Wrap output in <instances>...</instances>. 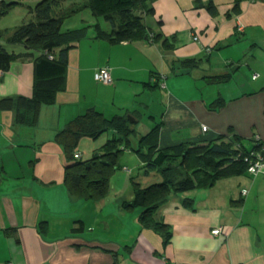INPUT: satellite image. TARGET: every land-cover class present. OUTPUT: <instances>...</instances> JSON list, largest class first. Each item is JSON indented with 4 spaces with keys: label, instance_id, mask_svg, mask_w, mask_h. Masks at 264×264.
<instances>
[{
    "label": "crops",
    "instance_id": "crops-1",
    "mask_svg": "<svg viewBox=\"0 0 264 264\" xmlns=\"http://www.w3.org/2000/svg\"><path fill=\"white\" fill-rule=\"evenodd\" d=\"M152 9L141 39L111 44L91 29L70 44L63 88L53 103L29 111L24 124L15 123L14 102L0 107V264H264V170L170 193L155 216L168 240L139 225L140 208H123L133 198L127 182L120 191L109 181L97 200L67 189L65 167L73 161L54 137L90 109L133 120L131 149L153 129L157 153L219 138L247 151L256 138L264 142V0H155ZM105 24L98 27L108 33ZM5 48L33 57L0 73V100L32 99L38 52ZM100 68L111 83L94 81ZM218 100L222 106L213 109ZM112 138L107 132L81 139L73 159L90 160ZM120 161L129 179L132 168L144 166L129 150ZM77 223L81 231L72 232ZM216 229L221 234L211 235Z\"/></svg>",
    "mask_w": 264,
    "mask_h": 264
},
{
    "label": "trees",
    "instance_id": "trees-1",
    "mask_svg": "<svg viewBox=\"0 0 264 264\" xmlns=\"http://www.w3.org/2000/svg\"><path fill=\"white\" fill-rule=\"evenodd\" d=\"M34 22L22 24L6 38V45H23L27 51L38 52L34 60V83L32 99L18 97L0 100V107L15 104V123L26 122L29 111L42 105L53 103L55 94L63 88L66 52L70 44L86 37L87 29L62 31V26L72 10L64 8L65 0H36ZM95 18H101L111 30L106 33L95 27L97 39L119 44L141 39L145 36V16L153 14L152 3L155 0H85ZM4 0H0L1 8ZM73 7V6H72ZM70 7V9L72 8ZM81 7V6H80ZM237 11L235 6L233 9ZM207 11L213 15L215 9L209 4ZM237 14V13H235ZM0 33V73H6L11 64L21 57H33L32 54L15 55L9 53L1 43ZM61 49L55 56L54 52ZM184 64V63H183ZM221 101L212 105L219 109ZM113 133L100 150L88 161H75L79 141L83 138L96 140L104 133ZM134 132L126 119L113 117L106 119L100 112L90 109L75 117L60 132L54 141L60 145L69 160L73 162L65 167V184L71 196L85 200H97L105 197L109 189L110 174L121 169L120 156L124 150L135 154L146 165L149 172H160L162 182L140 188H132L133 198L122 206L125 210H142L138 223L143 228H151L168 240L170 234L166 227L155 220L156 212L166 202L170 193H185L195 189L211 188L215 182L228 175L246 173L242 158L248 154L243 146L233 143H209L201 147L184 145L171 147L159 153L155 152L156 129L140 138L135 149L130 147V137ZM255 146L252 150H256ZM72 232H80V223ZM11 231V230H10ZM12 232V231H11ZM112 264H118L115 260Z\"/></svg>",
    "mask_w": 264,
    "mask_h": 264
},
{
    "label": "rangeland",
    "instance_id": "rangeland-1",
    "mask_svg": "<svg viewBox=\"0 0 264 264\" xmlns=\"http://www.w3.org/2000/svg\"><path fill=\"white\" fill-rule=\"evenodd\" d=\"M74 1L78 2L76 7L68 6L69 4L74 3ZM64 3L67 4L65 9H68L69 11L72 10V12L69 13V16L65 19L62 31L76 30L83 27L86 28L87 31H91V29H94L97 26L104 27V20L101 18H95L91 14L85 0H65ZM4 5L5 8H1L0 33L2 34L1 43L8 48V45H5V42L11 32L22 24L35 21L33 11L36 3H34L33 0H4ZM70 7L72 8L70 9ZM9 50L10 49L8 48V51ZM125 159L128 162V167L131 168L134 161L130 160L134 158L129 156L125 157ZM120 164L123 165V161H120ZM160 177V172H149L147 171L146 165H144L141 168H132L130 179L121 169H117L110 174L109 181L116 182L119 190L123 191L124 183L126 182L128 183V188H131V190L135 184L140 188H146L152 184L162 182Z\"/></svg>",
    "mask_w": 264,
    "mask_h": 264
},
{
    "label": "built area",
    "instance_id": "built-area-1",
    "mask_svg": "<svg viewBox=\"0 0 264 264\" xmlns=\"http://www.w3.org/2000/svg\"><path fill=\"white\" fill-rule=\"evenodd\" d=\"M196 40V38H195ZM206 52H210L209 49ZM94 81L103 85L111 83V76L107 68H100L95 71L93 75ZM206 129L203 128V131ZM257 149L248 151V154L242 158V162L246 165V173L250 176H256L264 170V142L259 138L255 140ZM75 159L79 158L77 153L73 156ZM126 171L125 169H123ZM246 191H242V195H245ZM221 234L220 229L211 231V235L219 236Z\"/></svg>",
    "mask_w": 264,
    "mask_h": 264
},
{
    "label": "water",
    "instance_id": "water-1",
    "mask_svg": "<svg viewBox=\"0 0 264 264\" xmlns=\"http://www.w3.org/2000/svg\"><path fill=\"white\" fill-rule=\"evenodd\" d=\"M126 120H127L129 123H133V120H131L129 117H126Z\"/></svg>",
    "mask_w": 264,
    "mask_h": 264
}]
</instances>
